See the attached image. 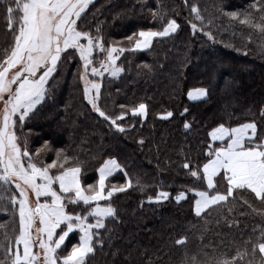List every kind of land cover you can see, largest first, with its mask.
<instances>
[{
    "label": "trees",
    "instance_id": "obj_1",
    "mask_svg": "<svg viewBox=\"0 0 264 264\" xmlns=\"http://www.w3.org/2000/svg\"><path fill=\"white\" fill-rule=\"evenodd\" d=\"M191 5L199 8L201 20L190 11ZM261 17L264 0H188L187 6L183 0H95L83 22H78L81 30L94 35L99 27L106 48L125 49L132 48L140 31L162 30L170 19L179 24L176 33L154 39L150 49L125 51L117 61L124 68L118 78L89 76L101 85L97 104L108 116L126 111L120 105L129 109L140 103L148 106L146 118H133L129 112L119 122L126 127L124 133L110 127L89 104L78 53L58 67L45 86V100L18 127L28 151L39 152L33 156L38 166L41 161L52 162L57 153L68 156L66 167H81L82 184L87 186L97 185L98 169L105 160L116 159L124 172L106 180L105 192L132 181V188L112 196L118 220L107 222L108 231L99 230L104 246L97 247L87 264H221L237 252L242 259L236 264H259V255L253 257L250 245L243 242L255 240L264 227V216L243 200L261 212L264 205L250 192H237L236 200L196 217L193 191L206 190L205 181L191 177L182 165L188 162L193 169L202 168L208 160V146L222 144H212L210 138L211 131L222 124L233 128L255 121L258 135L264 137V120L259 116L264 109V33L250 26L264 24ZM243 19L250 23H240ZM192 24L197 26L195 32ZM11 43L0 7V60ZM104 59L97 55V66ZM201 88L206 98H188L190 90ZM167 112L173 116L161 119ZM185 123L190 129L184 128ZM217 183V191L226 192V182L217 178ZM164 189L171 199L147 202ZM183 191L187 199L177 203L175 196ZM11 194L0 192L5 197L0 201V224L4 225L0 243L5 245L14 244L18 235V211L7 201ZM68 211L87 215L83 206L69 205ZM233 221L238 223L229 227ZM79 236L77 231L66 238L61 256L79 242ZM185 238L186 243H176ZM246 248L249 252L244 255ZM4 255L0 251V259Z\"/></svg>",
    "mask_w": 264,
    "mask_h": 264
},
{
    "label": "snow or ice",
    "instance_id": "obj_2",
    "mask_svg": "<svg viewBox=\"0 0 264 264\" xmlns=\"http://www.w3.org/2000/svg\"><path fill=\"white\" fill-rule=\"evenodd\" d=\"M183 2L188 5V0ZM94 3L95 0H0L7 31L12 35V43L3 49L4 58L0 60V101L4 104L0 115V192L12 193L7 201L19 216L14 244L0 243V251L5 253L0 264H87L88 258L95 256L97 247L104 246L99 230L108 231L107 222L118 220L117 210L111 204L112 196L133 187L132 181L128 180L125 185L112 186L105 192L106 180L115 172H124L116 159L105 160L98 169V185L87 186L82 184L81 167H66L70 160L68 156L62 158L57 153L52 162L45 164L41 161L38 166L33 156L39 155V152L30 153L26 141L22 142L18 135V127H23L25 119L34 114V109L48 95L45 86L49 79L65 60L77 53L82 62L80 79L85 81V97L93 110L110 122V127L124 133L126 127L119 122L126 120L129 112L133 118L147 117L148 106L145 103L130 109L120 105L126 111L115 117L108 116L97 104L101 85L87 77L103 76L107 72L111 77L118 78L124 68L118 66L117 61L125 51L150 49L154 39L167 38L176 33L179 24L175 19H170L162 30L140 31L131 49L106 48L99 27L94 35L81 30L78 25ZM190 11L197 20L202 19L197 6L191 5ZM231 15L237 18L235 13ZM261 19L264 20V17ZM240 23L250 22L243 19ZM250 26L264 33V24L254 23ZM191 27L194 32L197 30L196 24ZM128 39L132 40V37ZM97 55L105 56L98 66L95 63ZM13 85L16 87L13 88ZM93 89L95 95L91 94ZM206 96L207 92L202 88L188 93V98L194 101L203 100ZM172 116V112H167L160 118L167 120ZM259 116L264 120V109H261ZM190 127V124H184L186 130ZM210 136L213 141L222 142V146H208V160L202 168L193 169L188 162L182 165L191 177L206 182V190L195 193L198 197L194 204L195 216L203 218L202 214H210L209 210L213 207L236 200L237 192H250L264 205V137L258 135L257 123L247 122L233 128L222 124ZM139 143L142 145L144 141L140 140ZM53 169L59 171L53 173ZM124 174L127 175L126 172ZM217 178L226 182V192L217 191ZM54 185H58V189ZM137 187L143 190L139 183ZM30 193L35 197L34 206L30 203ZM171 198L169 192L160 191L155 198L149 197L147 202L161 203ZM4 199L0 195V201ZM185 199L184 192L175 196L177 203ZM102 201L108 203L102 205ZM243 204L264 216V212L254 208L247 200H243ZM69 205L83 206L87 215L68 211ZM228 212L231 213L232 209L229 208ZM235 223L238 222H230L228 226ZM3 227L0 224V228ZM13 231L17 229L13 228ZM77 231L82 233L79 242L61 256L60 250L66 238ZM256 231L253 229V232ZM258 231L255 240L249 239L243 243L250 245L251 255H259V264H264V227ZM5 239L10 240L7 233ZM176 243H186V238ZM37 248L39 251L35 250ZM248 252L246 248L244 255ZM238 259H242L239 252L221 264H236Z\"/></svg>",
    "mask_w": 264,
    "mask_h": 264
},
{
    "label": "rangeland",
    "instance_id": "obj_3",
    "mask_svg": "<svg viewBox=\"0 0 264 264\" xmlns=\"http://www.w3.org/2000/svg\"><path fill=\"white\" fill-rule=\"evenodd\" d=\"M13 71H15V70H13ZM11 72H10V76H11ZM104 74H108L107 72H105ZM109 75V74H108ZM89 76H91V75H89ZM89 76L87 77V79L88 80H90V81H92V82H95V83H98L97 81H94V80H91L90 78H89ZM96 77H101V76H96ZM82 82H83V85L85 86V81L84 80H82ZM16 86L15 85H13V88H15ZM193 90H195V89H192V90H190L189 92H191V91H193ZM188 92V93H189ZM92 95H95V90L93 89L92 90V93H91ZM187 96H188V94H187ZM7 98V96H5V99ZM3 107H4V104H3V101H0V115H2V109H3ZM239 127V126H238ZM213 131V130H212ZM211 131V132H212ZM210 138H211V136H210ZM211 143L212 144H218V143H222V142H220V141H213L212 140V138H211ZM225 143H226V141H225ZM218 146H222V144L221 145H218ZM217 147V146H216ZM98 181H99V171H98ZM54 187L55 188H57L58 189V185H54ZM160 191H167V192H169L168 190H160ZM159 191V192H160ZM201 191V190H200ZM158 192V193H159ZM184 192V191H183ZM194 192V194L196 193V192H198V191H193ZM180 193V192H179ZM178 193V194H179ZM185 193V195H187V192H184ZM177 195V194H176ZM157 196V195H156ZM155 196V197H156ZM155 197H153V198H155ZM29 199H30V203L32 204V206H34L35 205V197H34V195L33 194H29ZM42 200L44 199V198H41ZM195 199H198V197L197 196H195ZM102 204V203H101ZM194 204H195V200H194ZM103 205V204H102ZM90 222H94V221H90ZM37 227H39V224L37 223V225H36ZM80 235H82V233H80ZM80 237V236H79ZM56 237H54V239H55ZM36 251H39V249L37 248V249H35ZM41 264H42V262H41Z\"/></svg>",
    "mask_w": 264,
    "mask_h": 264
},
{
    "label": "crops",
    "instance_id": "obj_4",
    "mask_svg": "<svg viewBox=\"0 0 264 264\" xmlns=\"http://www.w3.org/2000/svg\"><path fill=\"white\" fill-rule=\"evenodd\" d=\"M240 126H241V125H240ZM237 127H238V126H237ZM102 165H103V164H102ZM102 165H101V166H102ZM101 166H100V167H101ZM100 167H99V168H100ZM115 173H116V172H115ZM115 173H114V174H115ZM97 185H98V177H97ZM205 185H206V182H205Z\"/></svg>",
    "mask_w": 264,
    "mask_h": 264
}]
</instances>
